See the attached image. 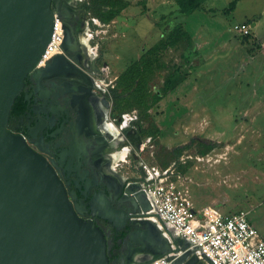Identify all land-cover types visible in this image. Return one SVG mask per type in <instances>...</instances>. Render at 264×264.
I'll return each mask as SVG.
<instances>
[{
  "label": "rangeland",
  "instance_id": "374dc122",
  "mask_svg": "<svg viewBox=\"0 0 264 264\" xmlns=\"http://www.w3.org/2000/svg\"><path fill=\"white\" fill-rule=\"evenodd\" d=\"M125 1L131 5L125 11L128 18L123 15L104 24L97 11L86 7L89 0H81L89 52L105 69L95 79L111 102L109 121L118 128L121 139L116 151L129 149L118 172L132 178L138 163L161 174L170 170L198 209L249 211L250 221L264 238V49L258 44L264 43V0H240L230 14L223 11L234 0H208L205 12L190 16L179 13L176 0ZM249 22L253 26L250 40L233 30L236 24ZM184 23L192 40V36L198 37L193 47L183 43L151 55L155 78L151 86L165 85L168 96L149 111L161 129L156 141L146 137L141 110L138 103L131 102L138 90L124 96L131 102L125 108L117 107L113 91L132 61L161 40L168 41L172 30ZM257 104L259 109H255ZM247 109L250 115L244 114ZM242 123L257 130V135L253 133L257 148L244 149V142L240 145L243 138L247 146L251 141V132L241 131ZM131 132L140 136V147L124 138ZM179 146L188 147L169 162L163 148Z\"/></svg>",
  "mask_w": 264,
  "mask_h": 264
},
{
  "label": "water",
  "instance_id": "95a60500",
  "mask_svg": "<svg viewBox=\"0 0 264 264\" xmlns=\"http://www.w3.org/2000/svg\"><path fill=\"white\" fill-rule=\"evenodd\" d=\"M52 2L0 0V264H150L160 257L173 264H213L205 256L201 260L189 242L152 213L141 183L124 189L135 207L133 213L115 209L104 193L89 202L92 215L116 232L127 233L130 225L137 226L127 239L143 246L148 256L146 261L124 255L111 261L108 236L96 221L82 217L77 194L68 193L54 166L9 129L26 79L40 70L56 16L64 17ZM62 48L65 53V43ZM124 138L142 145L133 132Z\"/></svg>",
  "mask_w": 264,
  "mask_h": 264
},
{
  "label": "flooded vegetation",
  "instance_id": "af4514ba",
  "mask_svg": "<svg viewBox=\"0 0 264 264\" xmlns=\"http://www.w3.org/2000/svg\"><path fill=\"white\" fill-rule=\"evenodd\" d=\"M52 7L64 14L61 20L67 51L28 76L20 95L23 108L11 111L9 129L22 136L34 151L54 166L68 193L77 194L75 203L82 210V217L96 221L108 236L113 253L111 261L121 255L144 256L146 249L129 244L127 239V234L137 230V226L130 225L127 233L116 232L111 224L94 217L89 210L90 200L104 193L115 209L133 213L135 207L124 189L128 184L145 183L148 173L141 163L131 171L132 178L112 167L111 155L121 142L110 139L101 128L103 116L98 106L109 100L98 88L95 78L98 79L105 69L98 66L99 60L82 41L88 24L81 0H53ZM110 103L107 104L108 119ZM146 258L147 255L142 260Z\"/></svg>",
  "mask_w": 264,
  "mask_h": 264
},
{
  "label": "built area",
  "instance_id": "2783aa9c",
  "mask_svg": "<svg viewBox=\"0 0 264 264\" xmlns=\"http://www.w3.org/2000/svg\"><path fill=\"white\" fill-rule=\"evenodd\" d=\"M233 30L244 38L250 37L252 32L248 23L236 24ZM63 43V22L56 16L52 40L41 65L64 54ZM145 170L148 179L142 185L153 208L152 213L159 215L175 236L189 242L201 260L205 256L213 264H264V239L250 223L248 212L224 215L214 207L198 211L183 189L169 179L168 172L161 174L148 167ZM150 264H173V261L160 257Z\"/></svg>",
  "mask_w": 264,
  "mask_h": 264
},
{
  "label": "trees",
  "instance_id": "16d2710c",
  "mask_svg": "<svg viewBox=\"0 0 264 264\" xmlns=\"http://www.w3.org/2000/svg\"><path fill=\"white\" fill-rule=\"evenodd\" d=\"M208 0H176L179 7V12L182 15L190 16L197 11H202L204 9V4ZM87 4L88 9H94L97 11V17L100 18L102 23L109 24L114 21L120 14L129 7L130 3L125 0H89ZM238 0H234L230 3L229 7L226 8L223 13L230 14L235 11L237 7ZM187 44L193 47L194 43L190 34L185 30V28L179 24L172 32L168 41L161 40L157 45L152 47L147 53H145L137 62L131 65L117 80V90L113 91L117 98V107L125 108L132 103H138V108L141 110L140 121L146 124V137L152 139H159L160 129L155 123L154 119L150 115L149 111L155 107L167 94L165 85L161 87V95L155 94L152 91L151 83L153 82L154 72L151 63V55L155 52L165 49L167 47H177L181 44ZM135 89L138 90L135 101L125 100L124 96ZM23 99L19 96L14 104L12 111H21L23 108ZM133 104V105H135ZM123 112V110L121 111ZM209 147H215V144L209 142ZM188 146H181L173 150H167L163 148V155L170 159L169 162L178 159L182 151ZM168 165L164 164L166 167Z\"/></svg>",
  "mask_w": 264,
  "mask_h": 264
},
{
  "label": "crops",
  "instance_id": "0c3cea01",
  "mask_svg": "<svg viewBox=\"0 0 264 264\" xmlns=\"http://www.w3.org/2000/svg\"><path fill=\"white\" fill-rule=\"evenodd\" d=\"M239 1L240 0H238V3H239ZM238 3H237V6H238ZM230 5V4H229ZM129 7H131V5H129ZM129 7H127L121 14H120V16H118L117 18H120V17H122L123 15L125 16V18H128L127 16V14H126V10L129 8ZM237 8V7H236ZM236 10V9H235ZM202 12H205V7H204V9L202 10ZM180 13V12H179ZM248 24H250L251 25V28H252V32H251V36H253V26H252V24H251V22H249ZM182 25V24H181ZM185 25H186V23H184L182 26L185 28ZM250 36V37H251ZM193 37V40L194 41H197V39L196 38H198V37H194V36H192ZM250 37H246V39H249L250 40ZM260 46H262V44L263 43H261V42H259L258 43ZM156 44H154V46H155ZM154 46H152V47H154ZM197 47L199 48L200 47V44H198L197 45ZM144 52V51H143ZM144 55V53L143 54H141V56H139V58L137 59V60H135V61H132L131 63H130V66L131 65H133L135 62H137L142 56ZM129 66V67H130ZM162 86H164V85H157L156 86V89H153L152 88V91L155 93V94H158L159 96L161 95V91H160V89H161V87ZM102 92H105V89H103L102 88V84L100 85V88H99ZM111 98V97H110ZM168 98V96H167V94H166V96L159 102V103H162V102H164L166 99ZM112 99V98H111ZM158 103V104H159ZM262 104H263V110H264V101H262ZM258 105V104H257ZM255 109H259V105L258 106H256V108ZM202 110V109H201ZM244 114L245 115H250V113H249V111H248V109L244 112ZM155 121V120H154ZM253 122H254V117H253ZM156 123V122H155ZM157 124V123H156ZM253 124V123H252ZM157 126H158V124H157ZM159 127V126H158ZM239 127V126H238ZM240 128H241V131H248V132H251V141H250V143H249V146H247L246 145V140L243 138V139H241V144L240 145H242L243 146V142H244V149H246V148H250V150L251 149H253V148H257L258 147V144H254V139H253V135L254 134H256L257 133V130L255 129L254 130V128H253V126L252 125H250V124H241L240 125ZM160 129V128H159ZM160 131H161V129H160ZM247 132V133H248ZM121 133V132H120ZM254 133V134H253ZM257 135V134H256ZM203 143H205V144H208V146L210 145L209 144V142H208V140H204V141H202ZM179 147H181V146H179ZM179 147H176V148H179ZM176 148H174V149H176ZM177 160V159H176ZM166 172H170L169 173V179L171 180V181H173V182H175L181 189H182V186L180 185V183H178L177 181H175V174H174V172H171L170 170H168V171H166ZM256 173H258V171H256ZM175 177V178H174ZM177 178H179L180 179V176L179 177H177ZM188 191H189V189H187ZM189 193H190V191H189ZM186 195H188L189 197H190V195L187 193ZM192 197V196H191ZM190 197V200L193 202V204H194V206H195V208H196V210H198V211H200V210H202V209H204L205 208V206L204 207H201V209H198L197 207H196V204L194 203V201H193V198H191ZM215 201H212V203H214ZM226 202H228V200L226 201ZM226 202H224V203H222L221 205L223 206V205H225V203ZM212 203H211V205H207V206H212ZM222 214H224V215H232V214H235V213H237V212H239V211H245L244 209H241V210H238V211H236V212H234V213H223L221 210H219ZM247 212H249V211H247ZM249 221H250V219H249ZM250 223L253 225V223L250 221ZM259 232V231H258ZM261 236V235H260ZM262 237V236H261ZM264 239V238H263Z\"/></svg>",
  "mask_w": 264,
  "mask_h": 264
},
{
  "label": "bare ground",
  "instance_id": "6f19581e",
  "mask_svg": "<svg viewBox=\"0 0 264 264\" xmlns=\"http://www.w3.org/2000/svg\"><path fill=\"white\" fill-rule=\"evenodd\" d=\"M86 34H87V29H85L84 32L82 33V41L89 51L88 39L86 37ZM83 35H84V37H83ZM98 109H99L100 114H102V116H103L102 121H101L102 130L107 133V135L110 139H114V140H117L120 142L121 139L119 138L118 128L112 122H110L108 117H107L108 116L107 115L108 114L107 104H105V102H103V103L101 102V106L100 107L98 106ZM128 151H129V149L125 148L122 151H116L111 155L113 169H116L117 166L119 165V163L126 161V158L128 156ZM137 257L140 260L142 258H144V256H142L141 254H138Z\"/></svg>",
  "mask_w": 264,
  "mask_h": 264
}]
</instances>
